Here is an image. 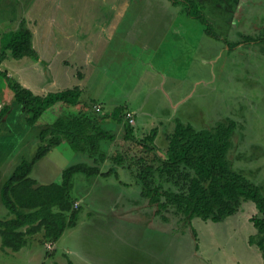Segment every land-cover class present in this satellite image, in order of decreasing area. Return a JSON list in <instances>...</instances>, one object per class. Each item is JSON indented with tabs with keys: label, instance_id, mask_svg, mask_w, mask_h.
<instances>
[{
	"label": "rangeland",
	"instance_id": "374dc122",
	"mask_svg": "<svg viewBox=\"0 0 264 264\" xmlns=\"http://www.w3.org/2000/svg\"><path fill=\"white\" fill-rule=\"evenodd\" d=\"M171 1L134 0L124 23L130 22L133 32H140L145 23L151 28L157 25L161 36L156 38L162 46L145 49L140 39L131 45L134 51L118 52L113 66H107L100 53L97 57L91 53L93 58L85 67L90 72L79 86L83 90L79 104L57 103L30 127L20 120L23 112L9 104L4 126L10 132H0V191L15 167L23 159L33 158L39 144L35 125L43 127L60 115H75L94 100L103 105V110H96L99 105L94 104L98 112H112L118 106L134 111L131 125L135 135L155 129L160 151L178 121L200 130L233 120L236 131L228 158L233 169L264 194V0H203L206 16L220 36L217 38L206 34V22L186 14L184 4ZM168 18L173 32H168ZM7 21L0 25V40L16 31ZM247 37L251 39L248 42ZM131 46L123 44L121 48ZM75 71L79 77L84 68ZM160 72L174 78L167 77L166 83L158 86ZM76 85L78 79L66 86ZM3 92L8 97L13 94L0 75L1 105L5 103ZM7 95L6 100L11 101ZM105 126L115 136L110 145L102 143L108 154L129 145L123 138L122 123L111 121ZM139 154L131 151V155ZM77 162L91 164L92 160L75 152L62 136L58 145L36 161L30 177L38 184L60 182L62 171ZM110 167L107 161L102 170ZM132 170L118 167L117 175L89 179L76 174L71 191L74 207L81 206L76 225L52 244L38 240V234L30 245L16 252L9 249L8 255L0 245V264H68L69 259L73 264H264L261 250L250 243L258 234L251 218L259 214L252 201L242 203L221 222L194 218L191 227L182 229L178 218L169 212L170 222L155 216L153 207L142 198ZM9 217L0 197V219Z\"/></svg>",
	"mask_w": 264,
	"mask_h": 264
},
{
	"label": "trees",
	"instance_id": "16d2710c",
	"mask_svg": "<svg viewBox=\"0 0 264 264\" xmlns=\"http://www.w3.org/2000/svg\"><path fill=\"white\" fill-rule=\"evenodd\" d=\"M171 2L184 4L188 16L206 22L208 36L220 37L206 16L203 0ZM249 40L245 38L246 42ZM34 55L32 33L23 22L8 39L0 40V64L8 58L18 60ZM0 75L7 81L21 110L28 115L30 126L57 103L73 106L81 102L79 87L40 96L1 69ZM94 104L97 102L92 100L84 106L85 110L69 117L60 115L51 124L40 127L39 144L33 158L23 159L2 185L1 201L10 216L0 219L3 249L19 251L30 245L31 239L38 234V240L57 242L79 218L81 206L74 207L71 197L74 176L81 173L89 179L117 175L118 167H126L133 168V172L135 169L140 194L153 207L155 216L170 222L169 212L178 218L177 223L182 229L191 227L194 218L221 222L235 214L242 203L252 201L259 214L251 218L258 234L256 238H250V243L255 244L264 257V194L257 184L233 169L228 158L236 131L233 120L221 122L213 129L200 130L178 121L166 136L167 146L160 151L155 142L158 134L155 129L139 137L135 135L127 108L118 106L112 112H98L94 110ZM9 108L5 105L0 109V119ZM108 120L123 124V138L129 143L123 150L116 149L110 154L102 146V143L110 145L115 140L113 132L105 126ZM62 136L67 138L75 152L88 155L92 162L68 166L62 171L60 182L38 184L30 177L32 168L51 147L59 144ZM131 151L140 154L131 155ZM107 161L111 162V167L103 171ZM165 185L169 187L164 188ZM68 264H73L70 259Z\"/></svg>",
	"mask_w": 264,
	"mask_h": 264
},
{
	"label": "crops",
	"instance_id": "0c3cea01",
	"mask_svg": "<svg viewBox=\"0 0 264 264\" xmlns=\"http://www.w3.org/2000/svg\"><path fill=\"white\" fill-rule=\"evenodd\" d=\"M132 3L134 4V0H0V25L8 20L7 22L12 23L17 29L23 22L32 33V47L35 51L32 57L25 56L18 60L6 59L0 64V69L3 67L2 71L14 77L34 94L45 96L48 93L70 89L66 85L74 79L79 80V85L74 87L81 86L83 83L81 81L85 80L88 75L89 68L85 71V67L89 66L93 58L91 53L95 57L100 53L107 66H113L112 62L116 59L117 53L134 51L131 45L137 44L140 39H143L145 49L149 45L160 48L162 45L156 35L160 37L161 30L159 27L157 29V25L151 28V24L145 23L140 32H133L134 26L130 22L124 23V18L129 14ZM135 14L136 12H132L133 16ZM127 26L126 30L120 32V28ZM151 29L152 34L149 32ZM172 29L173 24L170 20L168 32H173ZM175 37L179 38L178 35ZM123 44H129L131 48L122 49ZM77 67L84 68V72L79 73V77L75 71ZM159 74L161 83L158 86H162L166 83V78L171 75L166 76L164 72ZM171 78L174 77L171 76ZM6 95L3 92L2 102L5 103L0 104V109L12 104L14 108L23 112L12 97L13 94H10V97L7 95L11 101L6 100ZM97 105L102 109V104L97 102ZM127 111L135 118L134 111L129 109ZM20 116V120L23 119L24 123H28L27 114L23 112ZM2 118L0 132L8 135L10 131L7 132L4 126L7 117ZM108 122L111 121L108 120ZM35 126L34 128L40 130V126ZM37 140L39 141V133ZM6 249L8 248H2L8 255L10 250ZM261 257L264 260L262 255Z\"/></svg>",
	"mask_w": 264,
	"mask_h": 264
},
{
	"label": "built area",
	"instance_id": "2783aa9c",
	"mask_svg": "<svg viewBox=\"0 0 264 264\" xmlns=\"http://www.w3.org/2000/svg\"><path fill=\"white\" fill-rule=\"evenodd\" d=\"M96 110H101L99 106H95ZM127 117H130V121L133 122L132 113H128Z\"/></svg>",
	"mask_w": 264,
	"mask_h": 264
}]
</instances>
